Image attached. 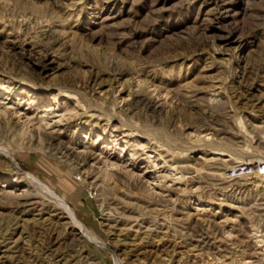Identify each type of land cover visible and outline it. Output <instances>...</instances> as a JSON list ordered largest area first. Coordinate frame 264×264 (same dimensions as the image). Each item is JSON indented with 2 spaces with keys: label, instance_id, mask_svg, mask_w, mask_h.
Here are the masks:
<instances>
[{
  "label": "rangeland",
  "instance_id": "obj_1",
  "mask_svg": "<svg viewBox=\"0 0 264 264\" xmlns=\"http://www.w3.org/2000/svg\"><path fill=\"white\" fill-rule=\"evenodd\" d=\"M0 264H264V0H0Z\"/></svg>",
  "mask_w": 264,
  "mask_h": 264
},
{
  "label": "bare ground",
  "instance_id": "obj_2",
  "mask_svg": "<svg viewBox=\"0 0 264 264\" xmlns=\"http://www.w3.org/2000/svg\"><path fill=\"white\" fill-rule=\"evenodd\" d=\"M29 179L31 180V182L35 183L41 190H43L44 192L48 193V195L50 194V196L53 197V199H56L63 206V208L65 209V211L68 213V215L78 225L79 230L83 234V236L88 237L92 241L101 243L98 239H96L95 237H93L90 234V232L85 228V226H83L80 223V221L77 219V217L74 214V212L67 206L66 202L63 199L59 198L55 194V192L50 189V186H48L47 184H45L44 182H42L38 177H36L34 175H29Z\"/></svg>",
  "mask_w": 264,
  "mask_h": 264
}]
</instances>
